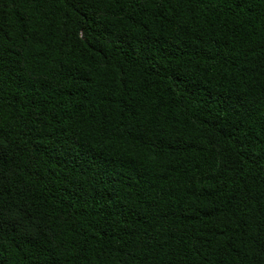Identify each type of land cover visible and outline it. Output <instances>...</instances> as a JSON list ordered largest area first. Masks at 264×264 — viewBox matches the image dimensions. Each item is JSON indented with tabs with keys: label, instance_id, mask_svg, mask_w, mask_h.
<instances>
[{
	"label": "trees",
	"instance_id": "trees-1",
	"mask_svg": "<svg viewBox=\"0 0 264 264\" xmlns=\"http://www.w3.org/2000/svg\"><path fill=\"white\" fill-rule=\"evenodd\" d=\"M0 264H264V0H0Z\"/></svg>",
	"mask_w": 264,
	"mask_h": 264
}]
</instances>
